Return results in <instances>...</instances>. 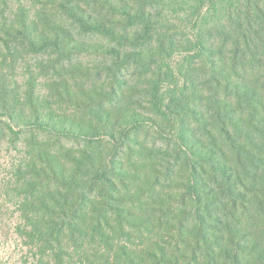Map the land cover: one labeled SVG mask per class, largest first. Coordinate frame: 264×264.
<instances>
[{"label": "trees", "instance_id": "1", "mask_svg": "<svg viewBox=\"0 0 264 264\" xmlns=\"http://www.w3.org/2000/svg\"><path fill=\"white\" fill-rule=\"evenodd\" d=\"M1 250L264 264V0H0Z\"/></svg>", "mask_w": 264, "mask_h": 264}, {"label": "rangeland", "instance_id": "2", "mask_svg": "<svg viewBox=\"0 0 264 264\" xmlns=\"http://www.w3.org/2000/svg\"><path fill=\"white\" fill-rule=\"evenodd\" d=\"M0 256H1L0 257V261L1 262H3L4 260L7 261L10 258L9 255L5 252V250L4 251L3 250L0 251Z\"/></svg>", "mask_w": 264, "mask_h": 264}]
</instances>
